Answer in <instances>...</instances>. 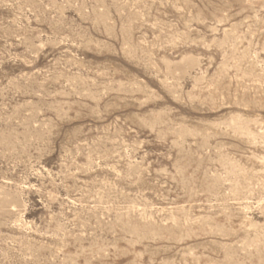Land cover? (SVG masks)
<instances>
[{
    "label": "rangeland",
    "instance_id": "374dc122",
    "mask_svg": "<svg viewBox=\"0 0 264 264\" xmlns=\"http://www.w3.org/2000/svg\"><path fill=\"white\" fill-rule=\"evenodd\" d=\"M0 264H264V0H0Z\"/></svg>",
    "mask_w": 264,
    "mask_h": 264
}]
</instances>
